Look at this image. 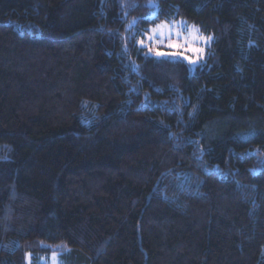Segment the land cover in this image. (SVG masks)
Segmentation results:
<instances>
[{"label":"trees","instance_id":"16d2710c","mask_svg":"<svg viewBox=\"0 0 264 264\" xmlns=\"http://www.w3.org/2000/svg\"><path fill=\"white\" fill-rule=\"evenodd\" d=\"M54 253L264 264V0H0V264Z\"/></svg>","mask_w":264,"mask_h":264},{"label":"rangeland","instance_id":"374dc122","mask_svg":"<svg viewBox=\"0 0 264 264\" xmlns=\"http://www.w3.org/2000/svg\"><path fill=\"white\" fill-rule=\"evenodd\" d=\"M176 24L172 26V24H163V26L160 29H157L155 33L151 31V33H147V36H141L139 40H144L145 44L142 47L149 48L152 45L156 47L157 45L163 47L162 49H156L159 51L164 52H183L184 55L191 57L192 59L196 60L195 64H190L187 60H184L182 56L177 57H157L154 55V53H149L150 56L156 58V59H182L186 61L191 69L196 68L198 64L201 63L203 58L205 57L207 48L211 45V41H207L204 39H200V37H207L204 35H199V33L194 30L192 26L187 25L183 21H175ZM182 22V25H181ZM169 26L171 27V31L169 29ZM151 36L152 39L149 40L148 37ZM174 42L177 45H182V47H173L169 48L167 45L169 42ZM189 45H191V48H189ZM191 49H203V53L200 52H194ZM199 57V59H197ZM30 256L28 257L29 260ZM29 264H63V261L59 259V256L55 254L50 257H42L39 258L36 261H33L31 258L29 260Z\"/></svg>","mask_w":264,"mask_h":264},{"label":"snow or ice","instance_id":"6c2138e0","mask_svg":"<svg viewBox=\"0 0 264 264\" xmlns=\"http://www.w3.org/2000/svg\"><path fill=\"white\" fill-rule=\"evenodd\" d=\"M175 24H176V22L173 21L172 22V26H174ZM181 25H182V22H181ZM162 26L163 25H158L157 29H160ZM172 26H169L170 31H171V27ZM157 29H153L152 32L155 33L157 31ZM145 35L147 36V33H145ZM148 39L151 40L152 37L149 36ZM200 39H204V40L210 41L212 39V37H206L205 38V37L201 36ZM138 43L143 46L145 44V41L144 40H139ZM167 47H169V48L182 47V45H177L174 42L170 41L169 44L167 45ZM189 48H191V45H189ZM191 50L194 51V52H200L201 54L203 53V49H191ZM148 52L149 53H154V55L157 56V57H177V56H182L183 59L187 60L190 64H195L196 63L195 59H192L191 57L184 55L183 52H164V51L156 50L154 47H149L148 48ZM197 59H199V57H197ZM53 255H54V258H55V253Z\"/></svg>","mask_w":264,"mask_h":264}]
</instances>
